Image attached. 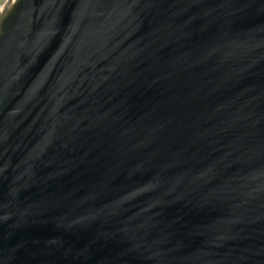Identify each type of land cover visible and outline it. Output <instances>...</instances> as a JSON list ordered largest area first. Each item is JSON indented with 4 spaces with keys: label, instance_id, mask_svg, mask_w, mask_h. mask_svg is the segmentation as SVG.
Returning a JSON list of instances; mask_svg holds the SVG:
<instances>
[{
    "label": "water",
    "instance_id": "obj_1",
    "mask_svg": "<svg viewBox=\"0 0 264 264\" xmlns=\"http://www.w3.org/2000/svg\"><path fill=\"white\" fill-rule=\"evenodd\" d=\"M0 264H264V0H0Z\"/></svg>",
    "mask_w": 264,
    "mask_h": 264
}]
</instances>
